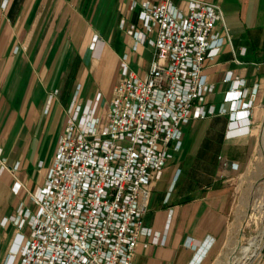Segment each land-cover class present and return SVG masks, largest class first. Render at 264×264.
Instances as JSON below:
<instances>
[{"label":"crops","instance_id":"1","mask_svg":"<svg viewBox=\"0 0 264 264\" xmlns=\"http://www.w3.org/2000/svg\"><path fill=\"white\" fill-rule=\"evenodd\" d=\"M143 1L0 0V147L8 165L2 168L0 163V264H5L19 231L9 217L20 203L35 206L31 193L45 180L72 99L84 104L101 92L98 112L104 121L121 76L123 55L128 54L130 67L138 74L149 72L154 46L145 41L134 47L135 38L127 30L130 23L144 29L139 18ZM171 1L188 11V0ZM206 1L219 3L226 30L221 21L215 30L229 35L219 52L205 60V70L215 85L209 100L223 101L229 86L224 77L231 72L232 77H244L247 85L258 84L262 101L264 0ZM155 35V31L149 34ZM260 105L257 101L256 125L264 117ZM227 121L226 114H215L192 120L189 130L183 129L180 154L203 152V157L214 160L191 168L193 176L187 184L171 193L180 162L170 173L168 166L162 169L144 221L155 231L166 232L167 241L155 243L151 235H141L137 264H188L195 250L187 245L190 239L203 247L212 241L207 252L201 250L200 264H226L233 249L244 241L231 191L237 169L229 166L226 176L219 178V155H229L236 162L230 147L249 142L254 129L227 137ZM16 161L19 168L12 169ZM16 179L22 183L18 192L13 188ZM171 206L174 214L167 228ZM22 232L28 235L29 225Z\"/></svg>","mask_w":264,"mask_h":264},{"label":"built area","instance_id":"2","mask_svg":"<svg viewBox=\"0 0 264 264\" xmlns=\"http://www.w3.org/2000/svg\"><path fill=\"white\" fill-rule=\"evenodd\" d=\"M139 18L144 29L130 23L127 30L135 38L134 47L145 41L154 46L149 72L138 74L130 67L128 54L123 55L104 121L98 112L101 92L84 104L72 99L45 180L31 193L35 209L20 203L9 217L19 231L5 264H137L141 235H151L155 243L167 241L166 232L145 225L144 216L160 172L183 147V125L226 114L227 137L250 131L258 84L247 85L244 77L227 72L223 101L218 105L208 98L215 85L205 60L229 38L227 31L220 35L215 30L218 21L226 30L219 3L188 0L184 12L171 0H146ZM153 31L156 35L150 37ZM219 160L223 172L237 167L221 155ZM0 163L2 168L8 166L1 147ZM19 165L16 161L11 168ZM178 173L179 168L175 178ZM21 186L16 179L14 191ZM258 206L264 213L263 203ZM173 214L171 206L167 228ZM26 225L28 235L22 232ZM240 231L245 234L241 225ZM250 240L253 243L246 249ZM205 244L187 241L195 249L188 264L201 263L200 252L203 248L207 252L212 241ZM263 252L260 219L255 234L245 235L226 264H263Z\"/></svg>","mask_w":264,"mask_h":264},{"label":"rangeland","instance_id":"3","mask_svg":"<svg viewBox=\"0 0 264 264\" xmlns=\"http://www.w3.org/2000/svg\"><path fill=\"white\" fill-rule=\"evenodd\" d=\"M15 48L16 50L18 49V47ZM258 98L259 96L257 97L256 103L258 101V103L261 104L260 111L263 112L262 107H264V94L262 101ZM219 102L220 101H218V104ZM255 105L252 110L253 116L251 119L253 121H251L250 124V128L254 129V131H252L253 133L251 132L252 136L249 142H246L244 145L242 144L243 146L240 148L237 146L230 147V152L235 153L234 160L237 163V167L235 168V170L237 169L236 176L233 179L234 182L231 188L233 201L237 209L236 211H239L238 217L235 216V219L239 220V224L242 229H244L245 235H254L255 225L259 223L260 219H263L264 221V213L261 212V208L258 206V203L260 202H262L264 206V117L260 125H256L258 122V120H256V117L258 116L256 114V109L258 108H255ZM226 106H228V103H226ZM190 125L191 122L187 125H183V129L185 128L186 131H188ZM190 149L192 150L194 147L191 146ZM204 154L205 153L202 152L198 154V156L188 151L182 156L179 151L174 152L173 157L165 167L167 168L168 166L170 173L172 170L170 168H172L174 164L179 161L181 171L173 181L170 193L187 184L188 178L193 176L191 168L197 167L199 163L203 161L213 162V158L206 156L203 157ZM223 155L227 160L232 161V157L226 154ZM223 155L221 156L224 157ZM226 171L227 170H224L223 172L219 160L218 177H225V173L228 172ZM165 183L166 181L163 182V184ZM32 209H35V206ZM262 213L263 217L261 216Z\"/></svg>","mask_w":264,"mask_h":264},{"label":"bare ground","instance_id":"4","mask_svg":"<svg viewBox=\"0 0 264 264\" xmlns=\"http://www.w3.org/2000/svg\"><path fill=\"white\" fill-rule=\"evenodd\" d=\"M252 243H253V241L250 240L249 245L246 247V249H249V247H251V244H252Z\"/></svg>","mask_w":264,"mask_h":264}]
</instances>
